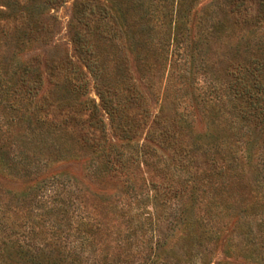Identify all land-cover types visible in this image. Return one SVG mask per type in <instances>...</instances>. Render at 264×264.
Instances as JSON below:
<instances>
[{
    "label": "trees",
    "instance_id": "1",
    "mask_svg": "<svg viewBox=\"0 0 264 264\" xmlns=\"http://www.w3.org/2000/svg\"><path fill=\"white\" fill-rule=\"evenodd\" d=\"M195 1L78 0L71 56L59 49V21L50 11L66 0H0V103L13 118H24V106L35 105L43 85L40 56L18 58L33 50L44 53L56 87L69 85L80 94L82 86L74 84L82 72L75 60L96 80L106 71L90 36L110 42L123 37L139 66L149 72L158 63L166 67L190 32L191 16L201 14ZM218 4V11L202 12L203 19L223 35L246 31L248 42L246 57L231 59L236 61L225 69L221 96L206 103V133L194 135L193 122L178 113L147 123V96L133 86L128 104L140 117L125 123L126 144L112 142L101 111L113 116L121 109L116 94L102 87L99 105L86 99L59 125L48 122L47 112L28 122L27 134L7 139L18 156L12 154L16 149L3 153L0 147V174L27 179L40 166L30 158L39 161L46 148L67 151L55 134L71 126V139L91 151L90 178L108 179L115 190L92 193L55 176L12 195L11 201L30 210L11 215L0 209V264H233L217 260L220 250L230 259L264 264V0ZM142 128L145 141L133 146ZM237 194L243 199L237 201Z\"/></svg>",
    "mask_w": 264,
    "mask_h": 264
},
{
    "label": "rangeland",
    "instance_id": "2",
    "mask_svg": "<svg viewBox=\"0 0 264 264\" xmlns=\"http://www.w3.org/2000/svg\"><path fill=\"white\" fill-rule=\"evenodd\" d=\"M77 1L66 0V3L56 10H50L51 14H55L59 21V36L57 38L59 39V49L68 50L71 56L75 54L71 43L70 23ZM218 1L221 0H196L194 2L193 7L201 14L199 13L198 17L194 14L191 16L188 25L190 32L187 33V37L181 39L179 48L174 51L173 56L171 55L167 66L158 67V63L152 72L139 66L136 54L131 52L123 37L121 40L110 42L99 36H90L89 40L93 44V50L95 54L103 57L102 61L106 71L101 78L96 80L81 62L75 60L80 72H82L74 84V86H82V89L79 90L80 94L73 92L69 85L58 87L54 85L56 81L46 72L45 56L41 50L27 51L19 56L21 61L33 56H40L43 85L38 98L35 100V105L24 106L27 108L26 111L22 109L23 113H27L24 118L20 115L13 118L15 115H12L7 105L0 103V147L3 146V153L16 149L15 146H11L7 139L13 135L27 134L28 122L31 121L35 124L37 119L43 118L47 112L50 113L48 122H56L55 125H59L65 120L68 110L79 108V104L86 99L94 100L99 105L98 88L101 89L102 87L110 89L112 93L116 94L115 102L121 109L113 116L101 111L106 124L107 137L112 142L126 144L121 140V137L125 135L123 132L125 123L129 120L133 122L131 118L135 115L137 117L140 113L135 107L130 109L131 106L128 104L131 101V87L133 86H136L147 96L149 115L147 123L150 124L157 115L173 117L178 113L188 116L189 120L193 122L194 135L206 133L210 125L207 118L208 107L206 103L215 102L221 96L223 93L222 86L228 79L225 69L232 63L231 61H236L231 59L237 58L238 60L246 57L243 52L248 42L246 31L233 28L234 30H229L223 35L217 29L213 30L212 21L203 19L205 16L202 15V12L218 11ZM1 5L0 10H4ZM214 19L216 18L214 17ZM237 49L240 50L241 56L235 57ZM5 52H7L5 53L6 56H11L13 50L12 48L5 49ZM151 59L153 63L158 61L155 57H151ZM139 117L138 115L137 119ZM63 128L62 126L58 128L60 130H57L55 137L62 138L61 141L65 144L67 151H61V153L58 150L46 148L43 149V155L39 161L33 157L30 158L32 163L40 164L36 174L27 179L5 177L0 174V209L3 212L11 215H25L30 209L21 203L11 201V196L20 194L29 185L34 186L42 181H49L55 176L76 180L82 188L92 193L99 194L102 189L108 190V187L111 193L115 192L113 186H108L111 183L108 179L95 180L90 178L86 167L88 162L93 159L91 151L76 145L75 138L71 139L73 137L71 126L67 130H63ZM54 130L52 129V131ZM44 131H48V129L46 128ZM146 133L147 130L142 128L132 145L135 146L137 143L141 144L145 141ZM18 153L19 150L16 149L12 154L18 156ZM149 171L153 177L152 170L149 169ZM143 175L144 173L141 176ZM141 176L137 175L134 178L138 180ZM112 185H118V183L112 182ZM237 195V201L243 199V196ZM243 207L236 210L240 215H243ZM217 260L229 261L233 264H246L241 258H227L221 250L218 252Z\"/></svg>",
    "mask_w": 264,
    "mask_h": 264
}]
</instances>
